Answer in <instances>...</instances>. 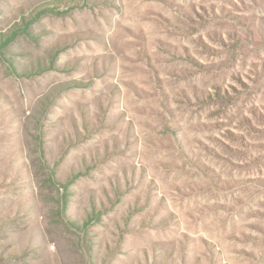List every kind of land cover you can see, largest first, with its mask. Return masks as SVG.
<instances>
[{"label":"rangeland","instance_id":"obj_1","mask_svg":"<svg viewBox=\"0 0 264 264\" xmlns=\"http://www.w3.org/2000/svg\"><path fill=\"white\" fill-rule=\"evenodd\" d=\"M0 264H264V0H0Z\"/></svg>","mask_w":264,"mask_h":264}]
</instances>
